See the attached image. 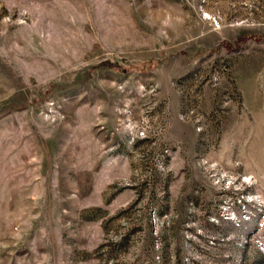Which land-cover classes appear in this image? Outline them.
<instances>
[{
  "label": "rangeland",
  "instance_id": "obj_1",
  "mask_svg": "<svg viewBox=\"0 0 264 264\" xmlns=\"http://www.w3.org/2000/svg\"><path fill=\"white\" fill-rule=\"evenodd\" d=\"M0 264H264V0H0Z\"/></svg>",
  "mask_w": 264,
  "mask_h": 264
}]
</instances>
